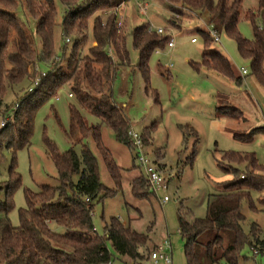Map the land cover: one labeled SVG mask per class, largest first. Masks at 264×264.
<instances>
[{"label":"trees","instance_id":"trees-1","mask_svg":"<svg viewBox=\"0 0 264 264\" xmlns=\"http://www.w3.org/2000/svg\"><path fill=\"white\" fill-rule=\"evenodd\" d=\"M57 1L64 7L60 20ZM127 1L0 0V118L12 114L15 117V123L9 122L0 128V264H107L109 261L142 264L149 259L148 234L115 217L106 223L104 233L100 234L91 214L97 201L122 192L124 183L121 166L103 143L101 125H108L116 140L134 151L128 135L131 120L116 103L114 92L119 67L133 65L128 37L132 38V46L138 53L135 67L146 84V92L151 78L149 61L155 51L168 46L171 38L167 29L160 33L152 27L151 21L123 33L121 22L118 24V9L124 3V13ZM166 1L174 28L182 27L175 16L182 19L187 15L197 22H208L218 32L234 38L238 51L251 60L254 74L264 84V0H258L256 9L244 13L241 11L244 0ZM138 9L140 11L139 4ZM242 14L253 25L252 39L244 37L239 30ZM22 15L30 18V22H25ZM91 19L95 43L85 54ZM58 25L63 39L60 45L57 44ZM31 26L34 31H30ZM197 32L205 45L213 41L208 30L198 28ZM192 63L197 69L204 67L227 76L238 85L242 82L243 77L236 75L231 61L215 49H204L201 60ZM37 79L40 81L35 85ZM66 84L70 85L78 105H69L70 122L64 130L69 138L82 143L81 152L76 150L75 143L60 151L54 141L46 138L47 154L55 163L59 184L42 185L39 191L26 188L27 205L19 208L20 223L15 225L10 213L15 208V191L22 185L17 154L31 145L36 110ZM150 91L155 101L160 102L157 90L150 87ZM216 97L220 115L236 118L230 109L243 114L238 107L228 104L226 96L218 94ZM80 108L100 118L101 122L89 124ZM156 124L143 130L144 144L154 139ZM178 127L184 140L186 130L196 132L189 124ZM8 131L13 135L6 140L4 133ZM232 132L237 140L250 142L264 130ZM90 140L97 144L115 182L114 192L101 181L98 157ZM164 155L162 152L159 156ZM133 158L135 161V154ZM222 159L220 164L232 172L233 179L226 182L221 191L209 194L206 215L197 217L191 208L179 209V230L185 242L187 264H238L245 245L256 254L264 253L262 228L255 222L248 232L243 227L244 205L257 209L251 190L264 189V179L257 173L264 172V164L255 152L225 151ZM242 162L244 169L232 165ZM131 193L136 198L152 194L144 173L132 180ZM259 201L264 203V196ZM52 223L61 226L63 231L54 229Z\"/></svg>","mask_w":264,"mask_h":264},{"label":"rangeland","instance_id":"rangeland-1","mask_svg":"<svg viewBox=\"0 0 264 264\" xmlns=\"http://www.w3.org/2000/svg\"><path fill=\"white\" fill-rule=\"evenodd\" d=\"M140 2L147 3L146 14L138 10ZM56 4L60 20L64 7L60 1ZM257 7L258 0H244L241 11L244 13ZM125 10L126 17H120L123 33H127L132 26L151 21L154 29L159 27L167 29V33L175 41L174 47L165 45L164 48L158 49L159 54L154 52L149 61L151 70L149 84L152 89L157 90L160 102L155 101L150 87V92H146L145 82L139 71L133 73L129 79L127 92L125 86L121 88L119 98L120 101L129 103L128 115L136 120L135 126L132 127L137 131L142 132L145 127L157 122L154 139L149 144H144V147L158 169L167 177L169 188L165 192L160 190L158 195L160 197L168 195L170 201L163 204L153 194L146 195L145 198H136L132 195V180L141 174V169L133 158L134 151L117 141L113 130L103 123L101 125L103 143L121 166L124 183L122 192L96 202L92 210L93 222L100 234L104 233L106 223L114 217L133 229L148 234L151 252L149 259L142 264H155L150 258L151 253L165 242L169 234L173 264H187L185 242L179 231V209L182 206L191 208L197 217L206 215L209 194L221 191L226 182L233 179L232 172L226 171L220 164L225 151L255 152L259 161L264 164V132L257 133L258 130H264V84L254 74L251 60L243 57L238 51L234 38L219 32L220 41L213 40L205 45L204 41L199 39L197 43H193L190 33L193 28L186 29V27L197 23V20L193 21L187 15L182 19L176 15L177 23L184 28L183 30L174 28L170 21L172 15L169 12V3L166 0H128ZM132 12L134 17H130ZM22 16L25 22L27 20L30 22V18ZM93 22L92 19L89 21L88 38L83 50L85 54L95 43ZM207 23L201 20L198 26L204 30ZM29 29L34 31L33 26ZM239 30L246 38L254 37L253 25L244 14L240 19ZM56 32L57 44L60 45L63 40L60 25L57 26ZM127 42L132 62H138V53L132 46L130 36ZM204 49H215L224 54L231 61L236 75L243 77L241 84L238 85L227 76L219 75L204 67L195 68L189 61L201 60ZM242 68H246L248 73L242 74ZM118 76L121 78V74ZM70 92H72L71 87L66 84L36 110L31 145L21 149L17 154V170L22 176V185L15 191V208L10 213L12 223L15 225L20 223L19 208L27 205L26 188L39 191L42 185L59 184L57 168L47 154L46 138L54 141L60 151L69 149L75 143L76 150L81 152L82 143L69 138L64 130L69 127V105L71 103L78 105L76 96L70 97ZM218 92L226 96L224 98L228 99L229 105L238 107L243 114L230 109L231 114L236 118L220 115L214 97ZM80 109L89 124L101 122L100 118L89 111ZM186 123H190L196 132L186 130L187 136L184 140L185 136L178 125ZM235 130L242 133L256 130L257 135L253 141L243 142L234 138L232 131ZM12 135L13 132L8 131L4 133V138L10 139ZM89 143L98 157L101 181L113 190L115 182L97 144L92 140ZM162 152L165 154L164 158L159 156ZM9 162L10 159L7 164ZM232 165L239 169L245 168L243 162ZM257 173L264 179V172ZM74 179L77 180L78 177ZM251 195L257 209L252 210L247 204L244 205L243 213L246 219L243 227L248 232L251 224L255 222L262 228L264 234V203L259 201L260 197L264 196V189L261 192L252 189ZM52 227L63 231V228L55 223H52ZM128 262L132 263L131 260ZM158 264L166 263L160 261ZM238 264H264V253L256 254L250 246L245 245L241 249Z\"/></svg>","mask_w":264,"mask_h":264},{"label":"built area","instance_id":"built-area-1","mask_svg":"<svg viewBox=\"0 0 264 264\" xmlns=\"http://www.w3.org/2000/svg\"><path fill=\"white\" fill-rule=\"evenodd\" d=\"M125 7V4L122 3V5L118 9V13L120 17L123 16V8ZM139 8L140 11L145 13L147 11V4L146 3H139ZM120 23V20L118 21V24ZM213 38L214 41H220V35L217 30L213 28L212 25H209L207 29ZM157 31L162 33L164 32V28L159 27L157 28ZM69 40V39H68ZM192 41L195 42L197 41V38L194 37L192 38ZM175 41L174 38L171 37L168 46L169 47H174ZM248 71L246 68L242 69V74H247ZM44 74V72H43ZM40 80L37 79L35 81V85H38V82ZM32 90V88H31ZM69 96L72 97L73 94L70 92ZM9 122L12 124L15 123V117L14 114H12L10 117L7 118H1L0 119V128L5 127ZM128 135L130 136L133 144H134V154H135V159L137 165L140 167V169L143 171L144 175L146 176L150 189L151 191L155 194L158 195V192L160 190L162 191H167L169 188V184L167 181L166 174L161 172L155 161L151 158V156L145 152V147H144V142L143 138L141 136V133L138 132L135 128L131 127L128 130ZM159 196V195H158ZM162 202L168 201L170 198L168 195H164L161 197ZM89 198H86V201H88ZM92 214V212H91ZM151 260L155 263L158 264L160 261H163L166 264H173V259L171 255V242L169 239H166L165 242L162 245H159L156 247V249L151 253L150 256ZM107 264H114L112 261H109Z\"/></svg>","mask_w":264,"mask_h":264},{"label":"crops","instance_id":"crops-1","mask_svg":"<svg viewBox=\"0 0 264 264\" xmlns=\"http://www.w3.org/2000/svg\"><path fill=\"white\" fill-rule=\"evenodd\" d=\"M126 9V8H125ZM124 9V13H125V10ZM139 10V9H138ZM140 12V11H139ZM134 17V12H132V14H130V17ZM124 17H126V14H125V16ZM191 18V20H193V21H195V18H193V17H190ZM127 19V18H126ZM198 23H200V22H197V23H192L191 24V26H188V27H186V29L187 28H193V31H191L190 33L192 34V38H194V37H196L197 38V41H195V42H193L192 41V39H191V41L193 42V43H197L198 41H199V39L200 40H203L204 41V39H203V37L197 32V29L199 28V26H198ZM133 27H135V26H132L131 28H130V30L133 28ZM208 27H209V24L207 23V27L206 28H204V30H207L208 29ZM183 26L181 27V29L180 30H183ZM128 32V31H127ZM206 47V46H205ZM156 53H160L159 52V50H157V51H155ZM200 61V60H199ZM190 63H192V62H197V61H193V60H190L189 61ZM136 64H137V62H134L133 61V65L132 66H130V67H127V66H120L119 67V70H118V75H120L121 74V78H119V76H117V79H116V81H115V84H114V92H115V100H116V103L120 106V107H122L123 108V110L125 111V113L127 114V116H128V118L131 120V124H132V126H135V124H136V120L135 119H133L131 116H129L128 115V109H127V107L129 106V103L128 102H126V101H120V90H121V88H124L123 86H125V91L127 92V84H128V82H129V79H131V76H133V73L135 74L136 72H138L139 70H138V68L137 67H135L136 66ZM193 64V63H192ZM170 66L168 65V68H169ZM206 69V68H205ZM243 69V68H242ZM211 71V70H210ZM132 74V75H131ZM136 77V76H135ZM119 79H121V81L119 80ZM118 81H120V82H118ZM120 86V89L118 90V87ZM145 87H146V84H145ZM118 92V93H117ZM218 94H221L220 92H218L217 94H214V97H215V102H216V109H217V105H218V100H217V95ZM130 95V94H129ZM219 113V112H218ZM186 124H189L190 126H192L190 123H186ZM149 126H147V127H145V129L146 128H148ZM193 127V126H192ZM194 128V127H193ZM142 132H140L141 134L143 133V130H141ZM139 132V131H138ZM164 157H165V155H164ZM163 157V158H164ZM143 173V171L141 170V174ZM140 174V175H141ZM152 194L156 197V198H158L161 202H162V199H161V197L160 196H158V195H155L153 192H152ZM168 201H170V199L168 200ZM168 201H166V202H162L163 204L164 203H167ZM93 216V215H92ZM125 224V223H124ZM180 231V230H179ZM181 235V234H180ZM166 239H169L170 240V235L168 234V237H166ZM165 239V240H166ZM170 242H171V240H170ZM171 255L173 256V252H172V244H171ZM173 258V257H172Z\"/></svg>","mask_w":264,"mask_h":264}]
</instances>
